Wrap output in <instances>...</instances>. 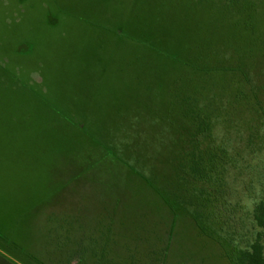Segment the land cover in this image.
<instances>
[{"label": "rangeland", "instance_id": "1", "mask_svg": "<svg viewBox=\"0 0 264 264\" xmlns=\"http://www.w3.org/2000/svg\"><path fill=\"white\" fill-rule=\"evenodd\" d=\"M226 1L0 0V264H232L264 244V0H235L247 28ZM198 129L226 154L208 234L175 198Z\"/></svg>", "mask_w": 264, "mask_h": 264}, {"label": "trees", "instance_id": "2", "mask_svg": "<svg viewBox=\"0 0 264 264\" xmlns=\"http://www.w3.org/2000/svg\"><path fill=\"white\" fill-rule=\"evenodd\" d=\"M227 9L232 13L237 12L244 15V27L247 28L252 22V14L254 12L253 5L248 6L245 3L239 4L235 0H227ZM249 19V20H248ZM241 23V22H240ZM246 25V26H245ZM191 95H182L180 97V106L183 113H199L201 108L196 104V92L189 91ZM189 94V93H188ZM204 134V129L195 131L194 148L191 154H188L189 159L187 164L182 159L177 173V181L185 188L184 193L188 196L182 197L180 204L185 208L192 207L191 216L196 222L198 228L204 232H213V225L216 220H221L225 215L223 210L218 205L225 206L226 199L221 197L218 188L224 180V167L221 165L224 153V148L213 149L212 147H202L199 137ZM203 136V135H202ZM205 136V135H204ZM203 136V137H204ZM207 136V135H206ZM209 138V137H207ZM183 183V184H182ZM190 186V188H189ZM165 202L174 212V202L170 196H162ZM177 204V203H176ZM227 212V211H226ZM252 220L259 230H264V188L261 197L255 202L252 210ZM232 264H264V244L262 235L257 232L253 239L248 242L245 247L235 248L234 255L231 257Z\"/></svg>", "mask_w": 264, "mask_h": 264}]
</instances>
